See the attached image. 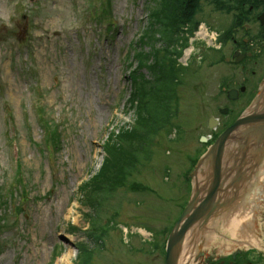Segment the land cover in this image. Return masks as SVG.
<instances>
[{
	"label": "rangeland",
	"instance_id": "obj_1",
	"mask_svg": "<svg viewBox=\"0 0 264 264\" xmlns=\"http://www.w3.org/2000/svg\"><path fill=\"white\" fill-rule=\"evenodd\" d=\"M15 1L0 0V264H67L68 248L71 264H84L85 247L93 253L89 264H136L133 233L175 223L186 207L191 174L206 150L201 138L211 134L209 119L218 118L224 129L250 101H226L221 87L233 86L226 77L234 70L223 60L227 54L219 61L206 41L189 35V45L181 30L179 40L169 42L165 29L150 20L149 0H108L115 22L110 38L87 20L91 0H21L19 7ZM209 6H199L207 17ZM207 19L211 31L225 26L218 14ZM146 30L152 38L144 39ZM139 54L149 57L143 68ZM136 67L146 86H160L147 103L159 111V130L146 150L132 152L128 181L89 208L82 186L99 174L107 142L136 124V104L129 100L130 69ZM162 94L166 101L155 104ZM227 107L231 111L221 114ZM54 128L57 147L50 138ZM21 168L25 193L13 189L26 199L17 193L4 200L3 187L8 195ZM222 242L223 255L243 250ZM251 253L253 264H264V252Z\"/></svg>",
	"mask_w": 264,
	"mask_h": 264
},
{
	"label": "flooded vegetation",
	"instance_id": "obj_2",
	"mask_svg": "<svg viewBox=\"0 0 264 264\" xmlns=\"http://www.w3.org/2000/svg\"><path fill=\"white\" fill-rule=\"evenodd\" d=\"M201 2L210 5L208 17L212 18L217 14L222 16L225 19L223 24L225 26L217 28L219 33L211 31L206 25L208 17L205 10L198 7L193 11L191 20L185 24L187 36L192 32L195 34L202 27L214 32L218 47L213 51V55L220 61L227 54L223 60L234 69L226 77V80H229L227 84H232L234 87L230 89L221 87L225 100L251 101L264 79V0H203ZM183 42L184 47L185 40ZM230 90H235L236 93L231 96L235 100L230 99L228 93ZM228 109L230 112L231 109L229 107ZM219 125H221L220 120ZM174 228L175 223L152 224L145 225L136 235L133 233L132 252L137 256L140 255L136 264H166L167 243ZM217 229L199 234L194 256L195 264H250L247 254L249 251L240 255L233 252L222 259L219 248L223 236ZM142 231L146 232V237L143 236Z\"/></svg>",
	"mask_w": 264,
	"mask_h": 264
},
{
	"label": "water",
	"instance_id": "obj_3",
	"mask_svg": "<svg viewBox=\"0 0 264 264\" xmlns=\"http://www.w3.org/2000/svg\"><path fill=\"white\" fill-rule=\"evenodd\" d=\"M233 91H230V99ZM259 94L253 100L250 107L237 119V121L229 128H227L217 139L215 144L209 148L207 153L198 162L195 171L192 174L193 180V195L188 203L186 209L181 215L180 219L176 223V226L171 233L167 246V260L166 264H177L180 254V248L185 238V235L189 230L195 226H203V230H207L210 225L219 218L223 212H226L228 207L233 205V202L239 198L238 193L243 190L247 182L244 179V170L254 171L255 163L254 157H257L262 162L264 158V109L259 111L256 110L258 104L264 101V81L259 88ZM228 111L221 110V113L226 114ZM216 123L214 119L211 120L209 129H213ZM242 130H245L242 133ZM249 131L247 136L241 137V134H245ZM240 133V134H239ZM235 134H239L238 136ZM253 137H257V141H252L256 145L253 147L249 142L245 141V138L250 140ZM206 141V138H202ZM240 141V142H239ZM240 144V149L246 157L251 156V161L246 159L244 155H238L239 157L235 160V164L239 163V167L236 173H233L234 165H228V169L223 168V160L229 144L234 143ZM201 166L208 167L210 169V183L208 186L206 196L199 201L200 193L194 187L195 176ZM245 168V169H244ZM229 185V190L225 191ZM232 189V190H230ZM242 189V190H241ZM225 210V211H224ZM199 231V230H198Z\"/></svg>",
	"mask_w": 264,
	"mask_h": 264
},
{
	"label": "trees",
	"instance_id": "obj_4",
	"mask_svg": "<svg viewBox=\"0 0 264 264\" xmlns=\"http://www.w3.org/2000/svg\"><path fill=\"white\" fill-rule=\"evenodd\" d=\"M150 4H152L153 9L150 11L149 16L152 22H156L161 25L165 29V33L169 34V42L173 40H178L176 37V33L182 28L187 22H189L192 18L193 11L200 6V0H149ZM152 25V24H151ZM179 25V28H176ZM193 32L191 33V35ZM151 33L147 30L144 32V39L150 38ZM152 38V37H151ZM143 42L142 44H148V41ZM173 41V42H176ZM169 44V43H168ZM157 56L159 55L156 53ZM142 54H139V59L141 61L140 68H143V62L147 58L141 57ZM152 59V58H151ZM149 66L148 68H150ZM138 68L135 69L131 74V79L133 83V91L131 94L130 101L132 104H136V124L133 126L131 131H122L118 136H115L114 140L109 144L110 140L106 144V164L104 168L101 169L99 174L86 182L81 190L85 191V198L88 202V206L92 207L93 202L96 204H102L101 199H106L110 190L113 191L116 188L123 186L125 182L128 181L127 178V168H130L131 163L134 161V156H132V152L138 154L141 151L146 150V144L149 143V136L153 135L159 130L158 124L160 122V115L157 108H150L148 102H150L151 98L149 94H153V92L157 91V86L154 84L146 86L147 82L141 81L138 78ZM139 81L142 82V85L138 87ZM146 86V87H145ZM151 92V93H150ZM163 95V94H162ZM156 96V95H154ZM163 99L160 98L155 102V104H163L166 101V95H163ZM54 131V130H53ZM53 138L57 135V131L52 132ZM55 145L57 147L58 138H54ZM198 161V160H197ZM197 163V162H196ZM110 187V189L103 194L105 187ZM100 204V205H101ZM99 205V206H100ZM86 250H81V260L82 262H89L93 254L85 247Z\"/></svg>",
	"mask_w": 264,
	"mask_h": 264
},
{
	"label": "bare ground",
	"instance_id": "obj_5",
	"mask_svg": "<svg viewBox=\"0 0 264 264\" xmlns=\"http://www.w3.org/2000/svg\"><path fill=\"white\" fill-rule=\"evenodd\" d=\"M201 1L203 0H200V3H203ZM197 37L203 39V41H206L207 43L208 40L214 38V32H210L205 27H202L201 31L197 34ZM199 38H196V40H199ZM154 52L155 54L158 53L156 49H154ZM189 54H191V50L188 51V55ZM155 56H157V54ZM134 70L135 69H132V72ZM131 94H132V90L129 98H131ZM258 94L259 93L257 92L254 98H256ZM263 98H264V93H263ZM263 109H264V101L258 104L256 110L261 111ZM232 125H230V127ZM244 131L245 130H242V133ZM248 133L249 131H246L245 134H241V137L243 138L244 135L247 136ZM239 134H235V136L236 135L238 136ZM210 136L216 139L215 134ZM248 138L250 139V136ZM251 140L255 142L257 141V137H253L250 140L245 138V141L249 142L250 145L254 147L256 144ZM234 144L235 145L229 144L227 147L225 158L223 160V168L225 169H228V165L233 166L235 164V160H237V158L239 157L238 155H244V153L240 151L241 150L240 144H238L237 142ZM236 145L239 147L240 150L237 148ZM245 158L251 161V156L250 157L245 156ZM254 158H255L254 171H252L251 173L250 166L248 167V170L247 169L246 171L244 170L243 173L244 179H248L245 180V182L246 181L248 182L246 186L243 187V190L241 189L242 191L241 192L239 191L237 195L239 196V198L235 201V203L233 202V205L231 207L227 208L226 212H223L222 215L216 219L217 223L215 224V227L218 228L217 230H219L221 234L226 233L227 235L231 236L236 240V243L239 246H243L242 248L244 252L250 251L252 252L251 254H253L255 251L264 252V235H263L264 222H262L263 221L262 215H264V158L261 163L257 157ZM103 159L104 161L100 167L101 169H103L104 165L106 164L105 161L107 159L106 155H104ZM239 163L240 162L234 165L233 173L237 172ZM209 177H210V169H208V167L201 166L195 176V182H194L195 183L194 187L200 193L199 201L197 202V204L200 203L201 200L207 194L208 186L210 183ZM226 187L227 189H225V191H228L229 185H226L225 188ZM192 195L188 203L190 202ZM88 207L91 208L90 206ZM202 228L203 226L198 225L187 232L180 248V254L178 259L179 261L177 264H195L194 263L195 250H196V245L199 241L198 236L200 232H202L203 230ZM210 228L212 229V227ZM142 234L145 237L147 236L145 231H142ZM67 240L70 244L75 242L71 235H67ZM220 242H222V240ZM73 257H74L73 252L68 248L67 252L63 255L62 260L67 264H71Z\"/></svg>",
	"mask_w": 264,
	"mask_h": 264
}]
</instances>
